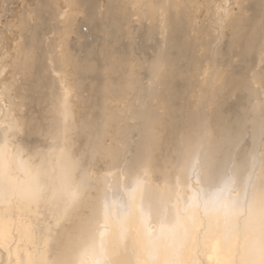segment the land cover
I'll return each instance as SVG.
<instances>
[{"label": "bare ground", "instance_id": "bare-ground-1", "mask_svg": "<svg viewBox=\"0 0 264 264\" xmlns=\"http://www.w3.org/2000/svg\"><path fill=\"white\" fill-rule=\"evenodd\" d=\"M181 1L63 0L93 42L59 0L22 12L0 264H264V0L214 4V32Z\"/></svg>", "mask_w": 264, "mask_h": 264}, {"label": "rangeland", "instance_id": "rangeland-1", "mask_svg": "<svg viewBox=\"0 0 264 264\" xmlns=\"http://www.w3.org/2000/svg\"><path fill=\"white\" fill-rule=\"evenodd\" d=\"M105 1V0H104ZM185 1V2H184ZM188 1H190V2H188ZM193 1V2H192ZM194 1L195 0H183V1H181L182 2V4H183V6H184V4H185V11L187 10V12H188V10H189V15H190V13L192 12L193 13V10H195L196 9V11L193 13V14H191V16H195L197 19H201V20H199L200 22H201V24H203L204 26H206L207 24L205 23V21L207 22V19L208 20H210L211 22L213 21L212 19L214 18L213 16H215L216 15V13H215V15H214V12H209V11H214V10H212L213 8L215 9L216 8V6L218 5V6H222V4H223V2H224V0H221V2L219 1V0H208V1H212V2H208L207 0H196L195 1V3H194ZM198 1V2H197ZM207 1V2H206ZM223 1V2H222ZM230 1V0H229ZM37 2H38V0H0V33H2V34H0V36L2 37V39H0V49H1V47L3 48V49H1L0 50V59L1 58H3L4 59V61H3V59L0 61V72L2 73H0L1 74V76L0 77H2L1 79H2V81L4 82H2L1 80H0V87H1V85H2V88L6 91V92H9V93H11V91L13 90V89H11V87H13V85L14 84H16L15 82H17L18 81V79L19 78H21L22 77V73H23V69H22V67L20 66V59H21V49L20 48H16V47H18L19 46V44L18 43H20V34H18L19 32H18V30H19V26L21 25V21L22 20H24L22 17H21V15L24 17L25 15L24 14H22V12H24V13H26V14H28V15H30V11L32 10V9H34L35 7H36V4H37ZM103 2V1H102ZM186 2H188V3H192V4H194V5H191V4H189V5H191V6H189V5H187L188 3H186ZM200 2V3H199ZM206 3L205 5L206 6H208V5H211L212 7H206V6H203V4L204 3ZM217 4H216V3ZM236 2V0L234 1V0H232V4L233 3H235ZM246 2H248V1H246V0H238V2H236L237 4L236 5H232L231 4V2L229 3L228 2V8L231 10V7L233 8H239V5L238 4H240L241 3V6H244V5H246L245 3ZM35 3V4H34ZM65 3V2H64ZM63 3V0H59V2H58V7L59 8H61L62 9V11H66L67 12V14H69L66 18H64V19H72V21L73 22H77L79 19H81V15L80 14H76L75 12H71V8L72 7H69L68 6V3L66 2L65 4H66V6H65V4ZM203 3V4H202ZM220 3H222V4H220ZM242 3L244 4V5H242ZM200 4H202V6H203V8L205 7L206 8V10H205V8L203 9L201 6H200ZM216 6H215V5ZM65 7H64V6ZM198 7H197V6ZM229 5H231V6H229ZM188 6V7H187ZM215 6V7H214ZM217 6V7H218ZM67 7V8H66ZM189 7H190V9L192 10H190L189 9ZM192 7V8H191ZM194 7V8H193ZM210 8V9H209ZM233 8V9H234ZM27 10V12H26V10ZM31 9V10H30ZM68 9V10H67ZM205 12V13H204ZM208 12H209V14H208ZM216 12V11H215ZM197 13H199L198 15H197ZM210 13H212V14H210ZM11 14V15H10ZM71 14H74L73 16L71 15ZM205 14V15H204ZM3 15V16H2ZM207 16L209 17V16H211L210 18H207ZM213 17V18H212ZM75 18V19H74ZM195 18V19H196ZM206 18V19H205ZM22 19V20H21ZM64 19H62V21H60V23H59V25L58 26H60V28L57 26V28L55 29V30H53V31H55L54 33H51V34H49V37H50V35H52L51 36V40H49V41H52L53 42V44H54V48H58L59 47V49L57 50L58 51V53L60 52L61 53V51L60 50H62L63 51V49H65V48H67V47H69V49H73V48H79V42H78V40H76V39H74V40H76V41H74L73 40V38L71 37H69V40L67 41V36H66V34L64 33L65 31H63V27L61 28V25H63V23H64ZM194 19V21H196V23H200V22H198V20L196 19L195 20ZM214 19H217L216 18V16H215V18ZM11 21V22H10ZM79 21H81V20H79ZM210 21H208V22H210ZM215 21V20H214ZM82 22V21H81ZM210 22V23H211ZM218 22V21H217ZM217 22L215 21V23L217 24ZM5 23V24H4ZM213 23V22H212ZM211 23V24H212ZM209 24V23H208ZM210 24V25H211ZM214 24V23H213ZM207 25V26H209V27H212V29H213V32H214V30H216L215 28H218L219 29V27L218 26H216L215 27V24L214 25ZM84 25V26H83ZM218 25V24H217ZM206 26V27H207ZM85 28V29H84ZM58 29V30H57ZM61 29H62V32H59V31H61ZM56 30L59 32V34H58V32H56ZM79 30H80V34L82 35L81 37H83V35L84 36H86V37H83L84 39H86L87 41H91V42H93L94 41V39H92V38H94V34H92L89 30H88V25L87 24H84L83 22L81 23V25H80V28H79ZM12 31V32H11ZM225 30L223 29V32H224ZM226 32V31H225ZM224 32V33H225ZM14 33H15V35H14ZM56 33V34H55ZM53 34L55 35V36H57L55 39H57V40H52V39H54V37H53ZM59 35V37H58V35ZM86 34V35H85ZM92 35V36H91ZM13 36V37H12ZM53 37V38H52ZM12 38V39H11ZM19 38V39H18ZM82 38V39H83ZM18 39V40H17ZM50 39V38H49ZM61 40V41H60ZM56 41V42H55ZM69 42V43H71V44H69L68 43V45H66L65 46V44L67 43V42ZM70 41H73V42H70ZM66 42V43H65ZM221 44L223 45V41L221 40ZM15 43H16V45H15ZM72 43H73V45H72ZM136 43H138V40H137V42ZM18 44V45H17ZM76 46H75V45ZM70 45V46H69ZM149 45V44H148ZM73 46H75V47H73ZM20 47V46H19ZM73 47V48H72ZM15 49V50H14ZM18 49L20 50V52L18 51ZM19 52H17V51ZM67 50H68V48H67ZM67 50H64V51H67ZM74 50V49H73ZM16 51V52H15ZM57 51H55V49H54V52L58 55V53H57ZM14 52H15V56H13L14 55ZM54 53V54H55ZM2 54V55H1ZM9 57H8V56ZM3 56V57H2ZM20 58H19V57ZM59 56V55H58ZM15 59H17L16 61H15ZM12 60V61H11ZM2 62H3V64H2ZM5 62V63H4ZM11 62V63H10ZM15 63V64H14ZM3 65V66H2ZM21 67V68H20ZM2 68V69H1ZM17 69V70H16ZM19 69H22V70H19ZM1 70H4V71H1ZM19 71H20V73H19ZM4 72V73H3ZM11 74H10V73ZM16 74H20V76H18V77H16L17 75ZM3 75V76H2ZM7 75V76H6ZM23 75H24V73H23ZM11 76V77H10ZM4 77V78H3ZM16 77V78H15ZM6 79V80H5ZM8 80H11V82L9 81L8 82ZM16 80V81H15ZM2 82V83H1ZM14 82V84L12 85V83ZM11 83V85L12 86H10L9 84ZM5 84V85H4ZM7 87V88H6ZM2 88H0V93H2ZM8 90V91H7ZM4 91V92H5ZM194 94V93H193ZM191 96H192V98H191ZM194 96L195 95H189V96H185L186 97V99L188 100V99H195L194 98ZM188 97V98H187ZM196 97V96H195ZM4 98V97H3ZM3 98H1V100L3 99ZM184 100V101H187V100ZM0 100V101H1ZM191 100V101H192ZM139 102V101H138ZM140 102H141V100H140ZM188 103H192V102H190V100H188L187 101ZM231 102V101H230ZM1 103H3V102H0V104ZM4 104V103H3ZM2 104V105H3ZM187 104V103H186ZM242 105V104H241ZM4 106V105H3ZM241 107H243V105L241 106ZM241 107H237V111H240V113L241 114H244V111L243 110H241ZM239 109V110H238ZM243 109V108H242ZM239 113V112H238ZM240 113H239V115H240ZM131 123V122H130ZM129 123V124H130ZM133 123V122H132ZM137 124V123H136ZM135 123H133L132 125H133V128H135V127H137L136 129L137 130H139V124H137L136 125ZM135 125V126H134ZM247 126H249V123L247 124V125H245V128L247 127ZM132 128V129H133ZM134 130V133H132L134 136H133V139H136L138 136L136 135V134H138V132H137V130H135V129H133ZM132 130V131H133ZM131 131V132H132ZM137 133H136V132ZM247 132H248V134H246L245 135V138L246 139H244L243 141H242V143L244 144V143H247V144H245V145H241L240 147L241 148H246V150H247V152H249L250 150H251V142H250V140L248 141V139H250V137L248 136V135H250V132H251V129H250V127L249 128H247ZM131 134V135H132ZM136 135V136H135ZM261 137H263L264 138V134L261 136ZM247 141V142H246ZM250 142V143H249ZM47 145V144H46ZM45 147V148H44ZM48 148V146H45V144H44V146H42V149L43 150H45V149H47ZM250 148V149H249ZM246 150H244V151H246ZM249 150V151H248ZM89 174L91 175L92 173H91V171L89 172ZM95 174H97V173H95ZM95 174L93 175V177L92 176H90L91 178H94L95 177ZM148 179V178H147ZM150 179V178H149ZM160 183V182H159ZM161 184H159V186H160Z\"/></svg>", "mask_w": 264, "mask_h": 264}]
</instances>
